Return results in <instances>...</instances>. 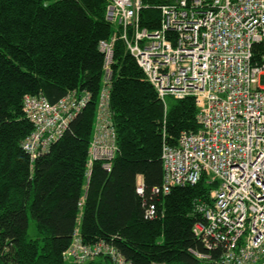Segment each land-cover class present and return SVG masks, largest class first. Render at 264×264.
<instances>
[{
  "label": "trees",
  "instance_id": "16d2710c",
  "mask_svg": "<svg viewBox=\"0 0 264 264\" xmlns=\"http://www.w3.org/2000/svg\"><path fill=\"white\" fill-rule=\"evenodd\" d=\"M148 2L141 25L155 30L158 1ZM106 9V0H0V264H113L101 253L86 261L66 256L76 234L86 246L116 248L132 264H211L193 253L208 252L194 226L205 221L196 202L210 203L215 184L203 176L162 191L163 144L199 129L195 98L164 102L121 37L109 80L118 151L110 171L96 160L86 177L106 82L99 45L115 30L122 33ZM70 92L90 99L32 160L22 146L34 129L25 96L55 104ZM30 217L38 230L34 239Z\"/></svg>",
  "mask_w": 264,
  "mask_h": 264
},
{
  "label": "built area",
  "instance_id": "2783aa9c",
  "mask_svg": "<svg viewBox=\"0 0 264 264\" xmlns=\"http://www.w3.org/2000/svg\"><path fill=\"white\" fill-rule=\"evenodd\" d=\"M106 1V18L122 33L99 45L106 82L99 93L88 178L96 160L110 171L118 151L109 80L121 37L162 100L195 98L199 129L164 142L161 153L165 194L203 176L215 184L210 203L196 202L205 221L197 222L194 232L208 252L193 253L211 264H264V0H157L155 30L141 25L149 0ZM89 99V93L70 92L51 104L25 96L24 112L34 129L22 146L32 160L63 135ZM138 192H143L141 178ZM100 253L113 264H132L105 243L82 244L78 234L66 256L86 261Z\"/></svg>",
  "mask_w": 264,
  "mask_h": 264
},
{
  "label": "rangeland",
  "instance_id": "374dc122",
  "mask_svg": "<svg viewBox=\"0 0 264 264\" xmlns=\"http://www.w3.org/2000/svg\"><path fill=\"white\" fill-rule=\"evenodd\" d=\"M86 177H87V174H86ZM28 235L29 237L33 239L38 237V230H37L36 224L32 217H30L29 219Z\"/></svg>",
  "mask_w": 264,
  "mask_h": 264
},
{
  "label": "bare ground",
  "instance_id": "6f19581e",
  "mask_svg": "<svg viewBox=\"0 0 264 264\" xmlns=\"http://www.w3.org/2000/svg\"><path fill=\"white\" fill-rule=\"evenodd\" d=\"M115 34H117V30H115V32L113 33V35H115ZM113 35H112V36H113ZM112 36H111V37H112ZM111 37H110V38H111ZM163 101H164V100H163ZM164 102H166V100H165ZM116 131H117V130H116ZM116 134H117V132H116Z\"/></svg>",
  "mask_w": 264,
  "mask_h": 264
}]
</instances>
